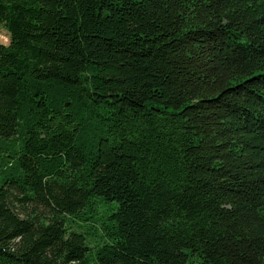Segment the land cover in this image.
I'll list each match as a JSON object with an SVG mask.
<instances>
[{"label": "trees", "instance_id": "obj_1", "mask_svg": "<svg viewBox=\"0 0 264 264\" xmlns=\"http://www.w3.org/2000/svg\"><path fill=\"white\" fill-rule=\"evenodd\" d=\"M0 27V264H264V0H0Z\"/></svg>", "mask_w": 264, "mask_h": 264}, {"label": "rangeland", "instance_id": "obj_2", "mask_svg": "<svg viewBox=\"0 0 264 264\" xmlns=\"http://www.w3.org/2000/svg\"><path fill=\"white\" fill-rule=\"evenodd\" d=\"M7 43H8V32L3 27H0V44H7ZM16 204L18 203H15V205Z\"/></svg>", "mask_w": 264, "mask_h": 264}]
</instances>
